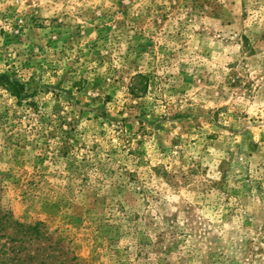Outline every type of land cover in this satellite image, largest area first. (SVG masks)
<instances>
[{
	"label": "clouds",
	"instance_id": "1",
	"mask_svg": "<svg viewBox=\"0 0 264 264\" xmlns=\"http://www.w3.org/2000/svg\"><path fill=\"white\" fill-rule=\"evenodd\" d=\"M0 214L74 264H264V0H0Z\"/></svg>",
	"mask_w": 264,
	"mask_h": 264
},
{
	"label": "trees",
	"instance_id": "2",
	"mask_svg": "<svg viewBox=\"0 0 264 264\" xmlns=\"http://www.w3.org/2000/svg\"><path fill=\"white\" fill-rule=\"evenodd\" d=\"M50 236L40 224L27 225L0 214V264H74L64 249H57L61 258L57 260L49 245L52 244Z\"/></svg>",
	"mask_w": 264,
	"mask_h": 264
},
{
	"label": "rangeland",
	"instance_id": "3",
	"mask_svg": "<svg viewBox=\"0 0 264 264\" xmlns=\"http://www.w3.org/2000/svg\"><path fill=\"white\" fill-rule=\"evenodd\" d=\"M26 6H27V5H26ZM21 223H24V224H27V225H36V224H40V225L42 226V229H43L44 231L48 232L47 228H46L45 226H43L42 223L34 222V221H30V220L22 221ZM50 238L52 239V244H49V245H50V247H52V248L54 249L53 254H54L55 257H57V260H58V259H61V258L58 257V251L61 250V249H62V250L64 249V251H65L66 253H68V258H69L70 260H72V258H71V254H70L69 251L66 249V246H65V242H64V240H63L62 238L55 237V236H53V235H51ZM55 242H58L59 245H55V244H54ZM160 243L163 244V240H161ZM49 245L46 244V245H44V246H49ZM34 247H36V246H34ZM56 247H57V248H56ZM57 249H59V250H57ZM48 253H50V255H53L51 252H48ZM55 262H57V261H55Z\"/></svg>",
	"mask_w": 264,
	"mask_h": 264
}]
</instances>
